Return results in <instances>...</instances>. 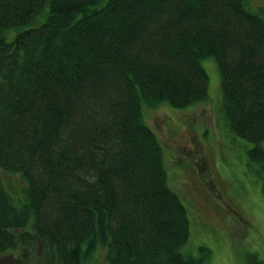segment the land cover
<instances>
[{
  "label": "trees",
  "instance_id": "1",
  "mask_svg": "<svg viewBox=\"0 0 264 264\" xmlns=\"http://www.w3.org/2000/svg\"><path fill=\"white\" fill-rule=\"evenodd\" d=\"M246 5L0 0V169L26 181L16 195L0 174V258L206 264L183 252L188 210L144 108L207 100L213 57L227 123L264 169V6Z\"/></svg>",
  "mask_w": 264,
  "mask_h": 264
},
{
  "label": "rangeland",
  "instance_id": "2",
  "mask_svg": "<svg viewBox=\"0 0 264 264\" xmlns=\"http://www.w3.org/2000/svg\"><path fill=\"white\" fill-rule=\"evenodd\" d=\"M246 4L257 11L264 0ZM202 64L209 76L207 100L184 108L169 103L144 108L163 148L169 187L188 210L190 235L183 252L203 257L206 264H248L252 253L264 260V169L250 157L253 141L232 132L227 123L216 61L207 57ZM0 174L15 194L23 193L21 174L2 169ZM97 253L90 264H104L105 252ZM42 254L34 246L0 260L45 264Z\"/></svg>",
  "mask_w": 264,
  "mask_h": 264
}]
</instances>
